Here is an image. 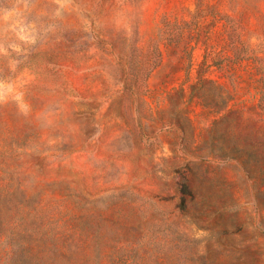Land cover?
Here are the masks:
<instances>
[{
	"label": "rangeland",
	"instance_id": "374dc122",
	"mask_svg": "<svg viewBox=\"0 0 264 264\" xmlns=\"http://www.w3.org/2000/svg\"><path fill=\"white\" fill-rule=\"evenodd\" d=\"M0 264H264V0H0Z\"/></svg>",
	"mask_w": 264,
	"mask_h": 264
}]
</instances>
